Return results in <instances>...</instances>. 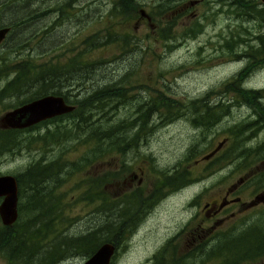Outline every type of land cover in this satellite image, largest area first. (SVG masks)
Returning <instances> with one entry per match:
<instances>
[{
    "label": "rangeland",
    "instance_id": "rangeland-1",
    "mask_svg": "<svg viewBox=\"0 0 264 264\" xmlns=\"http://www.w3.org/2000/svg\"><path fill=\"white\" fill-rule=\"evenodd\" d=\"M64 3V0H0V17L2 22H7L16 17H20L24 12L30 9H39L35 20L31 19L27 22H34L32 26H23L19 30L14 31L10 35L6 43L3 46L4 50H8L13 44L10 41L13 38L25 35L33 43L32 50L39 51L35 57L29 56L26 58H11L7 66H13L20 64L23 60H30L36 70H39L40 66L47 63H61L65 59L72 57L78 52H73L82 43L81 40L86 36L93 37V41L90 44L86 41L83 46L82 52H85V58L90 63L89 70H92V75L88 76V80H85L82 85V92L89 90V86H103L116 80L119 77V73L123 72L125 67L134 68L129 74L128 79L130 81L129 94L132 99V106L140 105L145 107L146 101L150 104L154 98H170L174 97L176 100L188 99L192 96H200L204 91L209 88H217L221 82L233 75L235 80H240L242 75H239L237 70L246 64H250L254 60V55H260L264 60V44L257 41L255 36L243 35L240 39L243 46L247 48L246 53L238 55L237 59L223 58L222 54L225 52L222 48L225 46V42H220L216 45L215 50H211L213 43L218 39L217 35H223L226 31V24L230 22L233 26H236L238 22H262L260 28L264 30V2L263 0H236L230 2L225 0V6L223 7L225 13H218L221 0H208L210 5L213 6L215 20L211 18L206 19L204 22L205 30L199 34L196 39H186L179 41V44L173 48V52L160 55L164 49L163 46L153 39L151 36V30L157 32L158 27L151 30L148 26V18L145 14L152 12L155 9V0H138L137 13L140 10L144 11L142 17L138 19L131 18L128 22L119 24V18L111 19L107 16V8L110 5L111 0H78L74 3L73 9L76 7L83 8L82 19H68L62 22L59 13L57 11L58 2ZM202 0H185L181 8L186 9L183 11L180 17L177 18V26L175 30L181 31L186 26L189 19L185 17L189 12L197 14L198 18L201 17V4ZM71 4V2L69 3ZM85 7H87L85 9ZM238 8L240 13L236 15L233 10ZM17 9V10H13ZM65 9L67 10V3H65ZM263 9V10H262ZM254 10L258 12L254 13ZM262 10V12H261ZM171 14V13H170ZM173 14V13H172ZM145 16V17H144ZM58 20L54 27L48 29L46 34L40 33L39 30H44L45 25L49 24L52 20ZM215 22L214 24H208V22ZM53 22V21H52ZM67 22V23H65ZM115 28L118 32L127 30L129 36L132 39H136L135 42L128 44L129 51L122 53L116 46L108 44L104 46H98L97 43L101 40L99 36L93 34L94 31H98V34H104L106 30H110L109 24ZM38 29V34H34L32 31ZM252 29V27H251ZM233 32L227 33V38ZM63 39L67 40V49L61 47H55L59 41ZM73 40V43H70ZM52 48V49H50ZM50 49V50H48ZM27 50V49H26ZM154 52V53H152ZM120 53L121 59H117V55ZM198 53V54H197ZM159 54V57H157ZM20 55H30V52H24ZM108 60L115 62L104 63L98 62L100 60ZM24 63V62H23ZM95 63V64H94ZM165 68V69H164ZM255 68V67H254ZM7 79H2L5 82ZM228 87H233V82L225 83ZM50 88H57L56 93L48 92L47 95L64 96L67 93L68 85L65 83H54L49 86ZM242 87L255 89L248 97L240 99L237 103L229 106L228 118L236 117L238 120L252 114L259 103L264 106V68L257 70H250L248 76L243 82ZM259 90H262L263 96L260 98ZM80 96L79 93L75 95L76 99ZM74 97V98H75ZM228 99L234 98L235 95L229 94ZM17 97H9L2 100V113L17 103ZM130 108L129 106H127ZM133 107H131L133 111ZM126 110H120L116 117L123 119L126 114ZM102 114V113H101ZM101 114L93 115L95 124L100 125L102 123ZM128 114H130L128 112ZM139 112L131 113L132 118L137 117ZM149 117V123L151 122V112L147 114ZM161 115V114H160ZM69 117V116H68ZM67 119H60L65 123L60 124L58 131L68 127L70 124H66ZM252 119V118H251ZM264 124V120H263ZM64 125V126H61ZM145 133V129H144ZM146 133H150V148L147 151L154 157V164L164 172L170 173V168L177 159L180 158L182 153L192 152L194 148L189 149L193 144L189 141L192 136L190 128L186 125V122L176 121L172 124L163 127H147ZM259 133V131H258ZM257 133V135H258ZM24 134H26L24 132ZM190 135V136H189ZM7 138H11V134H6ZM15 136V135H14ZM261 136H257V140ZM31 139V137H30ZM53 139V138H52ZM46 142H49L48 137ZM65 144V147L63 145ZM216 141L214 142V145ZM56 162H54V169L60 168L59 174L48 182L42 188L45 192L42 201L44 203L41 206L47 204L50 208L49 214L34 215L29 219V215L22 211L20 218L26 220L29 223L30 228L35 225L33 232L41 233L45 238L52 236L56 243L60 242L65 236H75L83 233L86 229L92 228L96 222L103 220L106 217L103 215V211H110L109 207L104 208L102 200L120 199L123 192H132L135 189L138 179L142 181L146 179L145 186L143 188L145 194L140 191L141 196L146 195L152 189V182L154 179L151 176L149 170V164L147 159L142 157H133L132 147H118L120 152L126 154V156H100V152H95L94 155L85 154L91 147V144L86 145L79 142L74 138H70L67 142L61 143V141L53 143ZM66 149L62 157V152ZM20 157L15 159L13 155H7V161L4 163L2 157V172L17 173L23 167L26 158V148H20ZM140 152V151H139ZM89 156L91 161L86 166L79 167L84 159L83 155ZM192 154L183 156L181 159L182 165L178 168L183 172L187 171L193 178L198 180H204L202 182L195 183V187L192 188L194 192L199 194V198L191 197L193 201L199 200V205L195 208H187V199L183 194L165 197L157 210L148 218H146L138 227L137 234L127 236L122 249L115 256L112 264H139L146 256L150 249L158 242L159 237L163 232L167 231L170 227L164 226H176L183 217L191 212L198 211V207L201 206L203 201L211 200L212 197L218 196L215 192L201 191L204 185H207L205 181L207 179L208 170H203L201 166L203 163L201 159L190 158ZM64 158V159H63ZM127 159L129 162H133L127 171H120L117 180L112 179L111 171L118 168L121 160ZM193 159V160H192ZM196 164V165H195ZM232 167V163L226 170ZM173 169V168H172ZM231 180L236 179L242 175L243 172H232ZM27 175V173H26ZM31 176V175H30ZM38 178L45 179L47 176L38 175ZM181 179L172 183V187L176 188L181 184ZM30 184V181H29ZM32 188H28L30 190ZM190 189L188 193L193 190ZM192 190V191H191ZM138 191V192H139ZM147 192V193H146ZM22 205L25 203H21ZM20 207V204H19ZM41 212V210H38ZM21 212V211H20ZM37 216V218H36ZM20 222H23L20 220ZM1 225V224H0ZM73 234V235H71ZM75 234V235H74ZM44 238H39V241L34 244H43ZM125 242H128L127 244ZM33 248H29L32 250ZM39 249H37V252ZM124 252V256H122ZM89 254H85L78 250L72 251L71 248L65 250L64 255L52 264H78L81 260L83 263L88 259ZM80 263V264H81ZM0 264H6L0 256ZM15 264V263H8ZM26 264H35L33 260L27 259Z\"/></svg>",
    "mask_w": 264,
    "mask_h": 264
},
{
    "label": "trees",
    "instance_id": "trees-1",
    "mask_svg": "<svg viewBox=\"0 0 264 264\" xmlns=\"http://www.w3.org/2000/svg\"><path fill=\"white\" fill-rule=\"evenodd\" d=\"M76 1L78 0H64L63 4H60L59 1H57V11L62 22L70 18H83L81 15L82 12H84V7H76L77 9H73ZM155 1L156 8L152 9V12L145 14V16L149 20L148 26L150 30L151 27H158L157 32L151 30V36L163 46L164 50L159 53L160 55L165 53L171 54L173 48L179 44V41L192 39L199 32H203L205 29L204 24L207 23L204 21L209 18L212 19L214 16V7L210 5L208 0H202L201 4H203L204 1L205 2L200 10L201 17L198 18L197 14H193L192 11L189 12L185 17H187L188 20L191 18L193 19L190 22L188 21L183 30L177 31L175 30V27L177 26V18L181 16L186 7L179 10H173V8L176 4L185 0ZM164 1L172 4L165 5ZM223 1L225 0H221L219 4L221 8H219L218 13H225L224 6H222L225 4ZM229 1L235 2L236 0ZM70 2L71 4H69ZM65 3H67V10L65 9ZM137 4L138 0H111L110 5L107 8V16L110 17V22H112L111 19H115L116 17L119 18V24L126 23L131 18L138 19L142 17L143 14H140V11L137 13ZM86 8L87 7H85V9ZM38 11L39 9L27 10L20 17H16L7 22H10L12 25L11 28H18V25H21L22 27V24L32 26L35 23L27 21H30L31 19L35 20V15H37ZM255 12H258V10H254V13ZM233 13L238 15L240 10L235 7ZM212 20L215 19L213 18ZM52 21L44 26V30H39L41 34H46L48 29L54 27L57 23H61L57 22L58 20L56 19H53ZM259 24H262V22H259ZM109 27L110 30H106L103 35L98 34V31L93 32L94 35L101 38L97 45L101 47L108 44L114 45L117 49H120L123 54L129 51L128 44H131V41L132 43L135 42L136 39H132L127 30H123L122 33L118 32L112 27L111 23L109 24ZM11 31H13V29H11ZM32 32L38 34V29L36 31L33 30ZM229 32H233L230 38H224V48L227 51L224 56L228 59L235 60L239 54L248 51L240 41L243 35L255 36L257 41L264 44V32L262 28H259V25L252 22V20L244 23L238 22L236 26H233V24L230 23L227 33ZM93 40V37L85 36L81 40L82 44L73 51L78 53L65 59L61 63L49 62L40 66L39 70H36L30 60H23L18 65L7 66V63L10 62L11 58L35 57L36 54H39L38 51L37 53H30V55L26 56L20 55L24 53V50L26 49L32 50L31 47L33 46V43L29 38L25 37V35L20 37H17L16 35V38H13L10 41V43L13 44L7 50L10 53L6 52L2 55V79H7L3 83H7L10 86L12 84L21 85L42 83L44 86H47L41 90V92L45 94L48 92L56 93L58 91L57 88L48 87L54 83H65L68 85L67 93L62 97L67 98V100L74 105V109L67 112L65 115L56 116L52 119L51 123H53V127L49 128V132L47 133L50 141L52 140L53 143L61 141V143H63L67 142L70 138H74L86 145L91 144V147L85 154L94 155L95 152H100V156H118L119 153L124 155L123 152L119 151L118 147H122L121 150H123L124 147H132L134 150L133 153L135 154L133 157L139 158L142 154V157L148 161L151 175L156 178L152 183V191L144 196H141L140 191H132L121 193L123 195L120 199H113L110 202L108 200H102L104 208L109 207V210L111 208L110 211H103V215L106 217L105 219L99 220V222H96L92 228L86 229L81 234H78L80 232H77L75 233L77 235L74 234L75 236H70L68 238L64 236L63 239L55 245V250H66L67 248H71L72 251L78 250L85 254H89V256L92 255L95 248L102 242H111L113 244L122 245L125 239H127V236L132 234L144 221V216L152 209L156 201L168 194L164 190L165 186L173 191L180 187V185L184 184L186 178L192 177L187 171L184 170L182 172L178 168L182 165L181 158L183 156L192 154V156L186 161L190 158H196L200 153L211 148L216 140L226 137L225 150L230 154V157L237 156L244 158V160L234 169L235 172H241L243 169H248V166H251L256 160L264 158V135L253 141L258 136V131L264 126V106L259 103L255 106V109L253 110L254 112L251 116L245 120H238L236 117L230 119L227 116L229 106L237 103L240 99L247 98L248 95L255 90L244 88L242 85L250 70H257L260 68L259 62L261 61L256 55H254L252 63L246 64L236 71L239 75H242L240 80H235V77L231 75L229 78L221 82L217 88H209L200 96H192L188 99L179 100H176L174 97L165 99L160 98L158 101L154 98L151 100L150 104L146 101L147 105L145 107L140 105L133 107L132 99L129 94L130 81L128 79V74L134 69L132 67H125L123 72L118 74L119 77L116 80H113L106 85L94 87L89 86V90L85 91V93L81 91L84 81L88 80V76H91L93 73L92 70H89L90 63L86 60L85 52H82V50L86 41L91 44ZM66 42L67 40L63 39L52 48L61 47L62 49H67ZM70 43L72 44L73 40H70ZM159 54H157V57H159ZM117 56V59L122 58L120 53ZM120 61H123V59ZM98 62L106 65L107 63L115 62V60L108 61L104 59L95 63ZM227 82H233V87L226 86L225 83ZM8 85L2 88L3 94L9 91ZM13 88L16 91L19 86ZM37 91L38 90L35 92ZM16 92L20 94L22 92L30 93L29 91H25V88L19 89ZM77 93L80 94L78 99L75 97ZM229 94H233L235 97L228 99L230 98L228 97ZM259 94L261 98L263 96L262 90H259ZM27 97L28 95L26 94L20 95V98L22 99ZM131 107H133V111ZM122 109L127 112L125 116H123V119H118L116 115ZM128 112L130 114H128ZM136 112H139L137 117L135 116L132 118L129 116L131 113ZM148 112H151L152 123H149L148 121L150 117L147 115ZM94 113H102V123H99L100 125H97L98 123L95 124L92 118ZM61 117H65V119L66 117L69 118L66 121V124H70L66 129L64 128L62 132L58 131L60 124L65 123V121L62 122L60 120ZM178 120L182 122L185 121L186 125L190 128L192 132L190 135L192 138H190L189 141L193 146L189 149L194 148V150L192 152L186 150L188 153H182L180 158L173 164L177 166V169L168 173L155 166L154 157L151 156L150 152H139V149L142 146L146 147V150L144 151H147V149L150 148V138L153 134L150 135V133H146L147 127L159 128L172 124ZM249 121H253V123L245 125ZM133 133L135 135H133ZM18 136L19 135L14 136L15 139H17ZM63 147H65V144ZM63 152H66L65 148ZM85 154L83 155L84 159H82V163L79 164V167L86 166V164L91 161L89 156H85ZM54 159V162H56V158ZM132 163L133 162H129L127 159L121 160L118 169L121 171H127ZM169 168L172 169L173 167ZM111 175L114 180L116 172L114 171L113 173L111 171ZM51 178L52 177H48L47 179L50 180ZM28 179L30 181L29 188L32 189L37 185L46 182L45 179L39 178V183H37V174L28 176ZM179 179L182 181L181 184L178 187L173 188L172 183ZM43 187L40 186V189ZM156 189L159 190L158 193L153 192V190ZM39 194L44 196L45 192L41 190ZM36 195L37 199L34 203L23 202L25 203L23 205L20 203V207L17 210L18 214L20 211L26 212L34 210H41L43 214L50 213V208L47 204L44 206L36 205L41 201L37 191ZM43 203L44 202H42L41 205ZM20 220L23 222H20ZM16 222L12 224V227H22V230L17 234L10 231V233H7L6 236L3 237L2 225H0V256H2L3 250L2 243L7 242L11 248L5 251V256L9 257L10 255L19 253L16 254L14 258L18 259L21 257L23 259L25 253L29 251V248H31L38 240L35 239L36 237L31 236V232H25L26 228H30V225L26 220L20 218L17 224ZM34 226L35 225H32L31 228ZM14 235L20 236L21 239L10 241ZM22 237L25 239H22ZM116 237H118V240H116ZM44 240L46 239L44 238ZM61 244H63V248L59 249L58 246ZM28 259L33 260V258L30 257H28Z\"/></svg>",
    "mask_w": 264,
    "mask_h": 264
},
{
    "label": "flooded vegetation",
    "instance_id": "flooded-vegetation-1",
    "mask_svg": "<svg viewBox=\"0 0 264 264\" xmlns=\"http://www.w3.org/2000/svg\"><path fill=\"white\" fill-rule=\"evenodd\" d=\"M183 2L184 1H181L176 4L173 10L182 9L181 5ZM164 4L170 5L172 3L164 1ZM222 6H225V4ZM140 14H144V11L140 10ZM214 23L215 22L212 21L208 22V24ZM254 23L258 24L260 28L261 24L257 22ZM229 24L230 22H227L226 31L223 35H217L218 39L213 43L212 51L215 50L218 43L224 42V38H227ZM23 26H26V24H22V27ZM0 27L9 28L7 34L0 39V176L12 175L14 177L16 182V209L18 210L20 203H34L36 201V191L41 198V201L36 205L41 206V203L44 202L42 201V197L44 196L39 194L42 190L40 186L43 187L48 185V182L52 181L53 178L59 174L60 168L54 169L55 153L53 141L49 140V142H46V138L48 137L47 133L49 132V128L53 127V123H51L52 119L56 116L65 115L66 113L45 118L32 125L21 128L7 127L2 122V115L6 111L46 95L42 93L41 90L47 86H44L42 83L12 84L10 86L2 82V55L8 52L3 49V46L7 38L12 35L14 31L19 30L21 25H18V28H11L12 25L10 22H2L0 17ZM11 29H13V31H11ZM203 32H199L192 39L195 40L196 37ZM222 49L225 51L222 56L226 58L224 54H226L227 51L224 47ZM24 51L32 54L36 52L34 50ZM256 57L261 61L259 62L260 69H263L264 61L262 57L260 55ZM6 85H8L9 91L3 94L2 88ZM15 86H19L16 91L25 88V91H29L30 93L22 92L20 94L13 88ZM36 90L38 91L35 92ZM22 94H26L28 97L22 99L20 98ZM9 97H17L20 99H18L15 105L10 106L2 113V100ZM60 97L65 103L72 104L67 98ZM250 116L251 114L240 120L248 119ZM63 118L65 119V117H61L60 119L62 120ZM252 123L253 121H249L245 125H250ZM24 132L26 134H24ZM6 134H11V138H7ZM14 135L19 136L15 139ZM133 135L135 134L133 133ZM263 135L264 126L258 133V136ZM225 144L226 137H222L216 140L215 145L213 144L211 148L200 153L199 156L194 159L195 162L197 159H201V162L196 163H203L201 168H203V170H208V177L205 180L207 185H204L201 191L208 190L209 192H215L218 196L214 195L211 200L203 201L201 206L198 207V211L187 214L176 223V226H164L163 229L166 227L170 228L162 233L158 242L150 249L148 256L139 264H264V158L256 160L251 166H248V169H243L241 171L243 172L242 175L231 180L232 178L230 177L233 175L232 172L244 158L237 156L231 158L230 154L225 150ZM20 148H26L27 159L23 163V168L17 173L2 172V157L4 163L7 161L8 154L13 155L15 159H17L21 156L19 152ZM144 150H146V147L143 146L139 149L140 152ZM64 153L65 152L62 153V157ZM121 156L125 157L126 154H121ZM204 156L207 157L202 158ZM124 160H126V158ZM231 163L232 167L226 170ZM169 167L174 168H170L171 171L177 169V166L173 164ZM118 168L113 169V173L114 171L116 172L114 180L119 179L118 175L121 170ZM35 174H37V183H39L38 175L44 176L45 174L47 178H52L28 190L30 187L28 176H33ZM151 176L154 180L156 179L153 175ZM202 181L204 180H198V178L194 179L193 177L186 178L184 184L180 185L177 189L171 191L165 186L164 190L168 193L167 195L171 197L183 194L187 199L191 197L198 199L199 194L197 193L196 195V192H194L192 188L195 187V183ZM145 182L146 179L142 181V179L139 178L135 186L136 188L131 190L139 191L141 188L140 186H145ZM190 189L193 191L191 190L192 192L188 193ZM140 191L145 194L143 188H141ZM153 192L158 193L159 190L156 189L153 190ZM167 195L156 201L152 209L144 216V220L157 210ZM1 199L0 197V201ZM191 199L187 202V205H189L187 208L197 207L200 201L196 200L192 202ZM21 213L22 212H19L18 214L17 211V217L10 225H2V237L10 233V231L17 234L22 230V227H12V224L16 222V220V224L18 223ZM26 213L29 215L30 219L34 215H44L38 210L26 211ZM137 230L138 229L134 230L132 233L133 236H136ZM26 231L31 232V236L36 237L35 239L38 241L39 238H45L43 234L35 233L31 228H26L25 232ZM15 239H21V237L14 235L10 241H14ZM22 239L25 238L22 237ZM45 239L43 244H38L37 247L33 244V249L27 251L23 259L21 257L18 259L14 258V256L19 253L6 257L5 251L10 249L11 246H9L7 242L2 243V259L6 264L9 262L26 264L28 257H30L33 258L35 264H52L64 255L65 250L62 249L63 244L58 246V248L62 250H55L57 241H54L52 236H48V238ZM116 240H118V237H116ZM125 243L127 244L128 242ZM122 245H114L111 260L108 264L114 262L115 256L119 253L118 251L122 248ZM37 249H39L38 252ZM122 256H124V252H122ZM80 263L81 260L78 264Z\"/></svg>",
    "mask_w": 264,
    "mask_h": 264
},
{
    "label": "water",
    "instance_id": "water-1",
    "mask_svg": "<svg viewBox=\"0 0 264 264\" xmlns=\"http://www.w3.org/2000/svg\"><path fill=\"white\" fill-rule=\"evenodd\" d=\"M8 30V27H0V39L7 34ZM73 109L74 105L65 103L60 96L44 95L6 111L2 115V122L7 127L21 128L45 118L70 112ZM0 197L2 198L0 201V224L7 226L17 217L16 182L12 175L0 176ZM113 249V243L102 242L92 252V255L81 264H108Z\"/></svg>",
    "mask_w": 264,
    "mask_h": 264
},
{
    "label": "bare ground",
    "instance_id": "bare-ground-1",
    "mask_svg": "<svg viewBox=\"0 0 264 264\" xmlns=\"http://www.w3.org/2000/svg\"><path fill=\"white\" fill-rule=\"evenodd\" d=\"M211 3L214 4V1L211 0ZM46 95H47V94H46ZM51 96H56V95H51ZM66 119H67V117H66ZM177 187H178V186H177ZM90 256H91V255H90ZM90 256H89V257H90ZM89 257H88V258H89ZM110 260H111V256L109 257V262H110Z\"/></svg>",
    "mask_w": 264,
    "mask_h": 264
}]
</instances>
